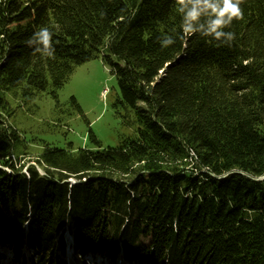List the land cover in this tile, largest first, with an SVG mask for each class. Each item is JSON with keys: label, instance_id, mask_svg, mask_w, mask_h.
Listing matches in <instances>:
<instances>
[{"label": "trees", "instance_id": "16d2710c", "mask_svg": "<svg viewBox=\"0 0 264 264\" xmlns=\"http://www.w3.org/2000/svg\"><path fill=\"white\" fill-rule=\"evenodd\" d=\"M240 7L224 45L182 39L175 0H0V245L15 260L26 248L33 264H59L68 232L81 257L264 264V0ZM41 27L52 55L26 44ZM101 57L136 136L97 151L46 147L44 174L26 166L6 93L57 99Z\"/></svg>", "mask_w": 264, "mask_h": 264}, {"label": "rangeland", "instance_id": "374dc122", "mask_svg": "<svg viewBox=\"0 0 264 264\" xmlns=\"http://www.w3.org/2000/svg\"><path fill=\"white\" fill-rule=\"evenodd\" d=\"M57 94V99L45 92L25 96L21 88L6 93L9 124L19 132L29 153L28 156H21L26 166L36 165V157L46 147L68 149L72 146L76 150L97 151L116 147L123 139L136 136L137 127L128 123L125 111L114 107L117 82L111 73V66L102 57L78 66ZM90 131L101 143V148L91 140ZM37 169L44 174L39 166ZM67 248L63 258L58 253L61 264L64 259L67 264H125L121 258L112 261H101L96 255L93 260L82 258L77 252L73 254L71 249L67 251ZM1 253H5L4 260H13L12 250L7 245H0ZM21 253L23 259L19 257L12 264H33L29 250L23 248Z\"/></svg>", "mask_w": 264, "mask_h": 264}, {"label": "clouds", "instance_id": "9594fccd", "mask_svg": "<svg viewBox=\"0 0 264 264\" xmlns=\"http://www.w3.org/2000/svg\"><path fill=\"white\" fill-rule=\"evenodd\" d=\"M241 3L242 0H175L176 11L181 16V38L199 35L230 45L235 34L225 29L229 28L234 20L242 18ZM51 40L52 32L49 28L41 27L26 41V44L39 45L33 55L36 53L52 55L54 48ZM161 43L167 47L175 41L165 36Z\"/></svg>", "mask_w": 264, "mask_h": 264}, {"label": "water", "instance_id": "95a60500", "mask_svg": "<svg viewBox=\"0 0 264 264\" xmlns=\"http://www.w3.org/2000/svg\"><path fill=\"white\" fill-rule=\"evenodd\" d=\"M72 183H73V184H76L77 182H75V181H72Z\"/></svg>", "mask_w": 264, "mask_h": 264}]
</instances>
